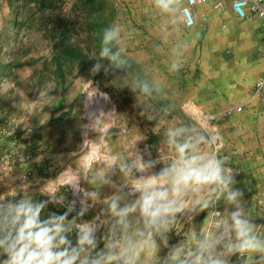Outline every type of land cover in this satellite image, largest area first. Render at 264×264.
Returning a JSON list of instances; mask_svg holds the SVG:
<instances>
[{"label": "rangeland", "instance_id": "rangeland-1", "mask_svg": "<svg viewBox=\"0 0 264 264\" xmlns=\"http://www.w3.org/2000/svg\"><path fill=\"white\" fill-rule=\"evenodd\" d=\"M90 2L86 8L91 7ZM73 3L64 0L55 9H39L31 0H0V195L11 194L6 185L13 179L12 185L19 186L21 181L16 178L26 176L38 189L36 179L43 181L69 170L60 179L71 180V169L79 171L91 165L95 171L109 153L131 158L137 147L143 149L145 145L151 148L153 158L159 153L170 162L173 153L166 143L167 129L183 125L222 138L202 145L201 151L205 155L219 151L221 156L230 157L228 167L236 179L233 187L244 191L242 203L255 219L258 234L264 237V99L252 95V102L233 101L224 108L203 106L201 100L207 96L198 98L201 94L194 86L202 72L195 55L197 41L193 46V34L175 27L177 13L161 14L153 0H102L100 20L104 29L113 24L122 26L121 42H114L113 50L126 49L122 53L127 61L124 70L107 75L101 70L94 75L92 67L80 69L77 63H67L62 72L58 71L53 58L57 37L51 34L59 23L71 26L67 42L88 48L93 56L102 48V41L97 42L95 31L86 25L95 15H86L87 9L80 5L74 8ZM173 60L181 63L179 71L169 70ZM194 76V83H190ZM137 78L159 83L162 91L152 97H136L128 87ZM91 87L106 93L108 99L93 97L86 108ZM97 109H115L110 119L103 113L101 118L103 127L110 125L116 135L105 137L103 128H98L81 146L85 113ZM161 167L157 165L155 170ZM64 191L68 200L74 198L70 190ZM30 194L36 199L46 198L38 191ZM225 208L232 210L221 197L216 208L195 215L190 223V218L177 223L170 244L182 241L192 230L213 231L215 211ZM47 211L62 213L65 208L49 205ZM95 211L84 219H91ZM101 219L107 221L108 217L102 215ZM232 260L242 264L239 256Z\"/></svg>", "mask_w": 264, "mask_h": 264}, {"label": "clouds", "instance_id": "clouds-1", "mask_svg": "<svg viewBox=\"0 0 264 264\" xmlns=\"http://www.w3.org/2000/svg\"><path fill=\"white\" fill-rule=\"evenodd\" d=\"M153 5L161 14L173 15L179 11L180 0H153ZM121 33L119 24L104 29L102 48L93 58L94 75L127 67L122 58L126 49L113 50V43L121 42ZM181 67L173 60L169 70ZM128 88L136 97H152L162 91L159 83L139 78ZM91 93L87 94L86 108L93 97L108 99L96 88L91 87ZM101 113L109 119L110 114H116L115 109L86 111L81 146L98 128H103L105 137L116 135L110 125L103 127ZM206 131L183 125L169 127L166 143L173 153L170 162L159 153L153 158L151 148L145 145L137 147L131 158L109 153L95 171L91 165L79 171L71 169V180L60 179L69 170L54 178L36 179L38 189L26 176L16 178L21 181L19 186H13L15 179L11 180L6 185L11 194L0 195V264H233L234 256L241 257L242 264H264V237L242 203L244 191L233 187L236 179L228 167L230 157L221 156L219 151L209 155L201 151L202 145L222 140ZM64 189L71 191L72 200L67 199ZM37 191L46 198L30 194ZM221 197L232 210L215 211L213 231L192 230L182 241L170 244L174 225L185 218H190V223L195 215L216 208ZM57 204L65 211H47L49 205ZM93 210L95 215L85 220ZM102 215H107V221ZM162 250H166L163 255Z\"/></svg>", "mask_w": 264, "mask_h": 264}, {"label": "crops", "instance_id": "crops-1", "mask_svg": "<svg viewBox=\"0 0 264 264\" xmlns=\"http://www.w3.org/2000/svg\"><path fill=\"white\" fill-rule=\"evenodd\" d=\"M176 13L175 27L193 34V46L197 41L195 55L202 72L196 83L195 76L190 83L201 94L198 98L207 96L201 100L203 106L224 108L233 101L252 102L254 82L264 69V27L260 21L236 16L231 0L200 2L194 7L196 20L191 27L185 26L180 5ZM198 98L195 101L199 103Z\"/></svg>", "mask_w": 264, "mask_h": 264}, {"label": "trees", "instance_id": "trees-1", "mask_svg": "<svg viewBox=\"0 0 264 264\" xmlns=\"http://www.w3.org/2000/svg\"><path fill=\"white\" fill-rule=\"evenodd\" d=\"M34 2L39 9L45 8H53L60 6L64 0H31ZM92 1V2H90ZM90 2L91 7H87V3ZM74 8L80 6L83 7L88 16L95 15L91 22H86L87 27L90 30L95 31V39L97 42L102 41V35L104 31V22L101 21V12H102V0H74ZM47 25V24H46ZM71 26L69 23L61 22L55 28L54 32H52L51 37H57V40L53 44V49L55 51L54 54V62L56 69L62 72L65 64L74 65L77 63L80 69H85L86 67H93L95 64V60H93L94 56L88 48L80 47L78 45H73L67 42V36L70 32ZM98 31L96 32V30ZM44 31H47V26ZM49 31V30H48Z\"/></svg>", "mask_w": 264, "mask_h": 264}, {"label": "built area", "instance_id": "built-area-1", "mask_svg": "<svg viewBox=\"0 0 264 264\" xmlns=\"http://www.w3.org/2000/svg\"><path fill=\"white\" fill-rule=\"evenodd\" d=\"M210 0H180V12L187 27L194 25L196 17L194 7L200 2ZM233 12L239 18H257L264 27V0H231ZM254 97L264 99V69L255 80L252 90Z\"/></svg>", "mask_w": 264, "mask_h": 264}]
</instances>
